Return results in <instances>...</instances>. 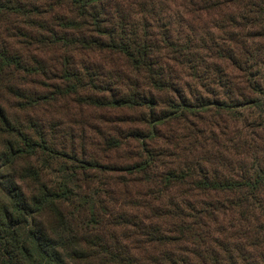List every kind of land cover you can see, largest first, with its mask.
<instances>
[{"label": "trees", "instance_id": "obj_1", "mask_svg": "<svg viewBox=\"0 0 264 264\" xmlns=\"http://www.w3.org/2000/svg\"><path fill=\"white\" fill-rule=\"evenodd\" d=\"M0 264H264V0H0Z\"/></svg>", "mask_w": 264, "mask_h": 264}, {"label": "rangeland", "instance_id": "obj_2", "mask_svg": "<svg viewBox=\"0 0 264 264\" xmlns=\"http://www.w3.org/2000/svg\"><path fill=\"white\" fill-rule=\"evenodd\" d=\"M253 116H255V114L253 113Z\"/></svg>", "mask_w": 264, "mask_h": 264}]
</instances>
